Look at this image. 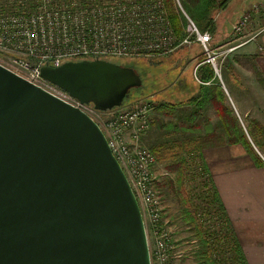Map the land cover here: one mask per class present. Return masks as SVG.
Segmentation results:
<instances>
[{"label": "water", "instance_id": "1", "mask_svg": "<svg viewBox=\"0 0 264 264\" xmlns=\"http://www.w3.org/2000/svg\"><path fill=\"white\" fill-rule=\"evenodd\" d=\"M41 74L103 111L145 86L134 66L104 58ZM0 264H152L140 204L102 128L1 63Z\"/></svg>", "mask_w": 264, "mask_h": 264}, {"label": "built area", "instance_id": "2", "mask_svg": "<svg viewBox=\"0 0 264 264\" xmlns=\"http://www.w3.org/2000/svg\"><path fill=\"white\" fill-rule=\"evenodd\" d=\"M175 4L188 21L183 36L175 32L166 0H0V63L79 107L102 128L140 204L152 264H185L198 247L196 238L183 243L176 238L154 172L156 155L141 143L156 103L146 96L112 110H99L45 79L41 67L69 60L154 58L196 42L205 58L195 72L209 64L215 76L221 77L220 57L225 51L212 45V34L198 28L180 0ZM252 9L264 17V2ZM250 15L246 12L236 22L237 32L247 26ZM197 205L200 222L211 231L218 229V215L207 213L202 199Z\"/></svg>", "mask_w": 264, "mask_h": 264}, {"label": "rangeland", "instance_id": "3", "mask_svg": "<svg viewBox=\"0 0 264 264\" xmlns=\"http://www.w3.org/2000/svg\"><path fill=\"white\" fill-rule=\"evenodd\" d=\"M181 2L186 13L189 14L188 8L186 7L185 4V0H181ZM220 2H222V0H220ZM171 4L175 12L179 14L180 23H182V25L185 24L184 34L187 33L188 21L186 17H184L185 15H183L182 11L177 7V5L175 4V0H171ZM200 4L202 6L200 9L203 10L204 4L201 2ZM247 13L251 14L247 26L240 32H237L234 27L232 39L228 44L224 46L221 45L217 46V44H215V41L212 40V45L219 47L221 50L225 51V54H223L220 57L221 77L215 76V72H214L213 78L211 80H208V82L204 83V84H212V83L217 84L214 86L209 85L212 87L208 91V94L205 99L200 98L199 96V92H200L199 88L203 86L201 85L203 84V82H201L199 79L202 78L201 72L200 73L195 72L194 63H196V61L189 65L187 59L181 58L182 53L184 51L185 53H187V47L193 46L194 50L192 51V53L194 57L196 56L197 62L202 60L204 54L201 46L196 42H193L190 45L180 46L176 49L175 52L163 54L162 56L159 57L138 58V59L135 58L113 59L114 61H118L126 65L134 66L142 74V78L144 81L147 94L152 93L147 97H149L153 102L156 103L154 104L156 106L153 108L151 113V118H150L151 125L147 130H145V132L143 131L141 135V143L148 146L153 151L155 149H158L157 150L158 152L156 153V163L154 166V172L158 179V185L164 200L165 216L169 221L172 222V224L175 225V231L177 233L175 235L176 238L182 241V243L183 241H188L190 238H196L198 240L197 249L189 254L188 258L185 261V264H201L199 256L202 251L211 252L213 259L218 260L220 264H224V263L234 264V261L231 260L230 252H227L226 251L227 248L223 246L224 241L222 240V237L218 236L217 241L211 240L210 236L202 228L201 222L196 215L197 211L200 210L199 206L197 205V201L200 199L203 200L207 196L206 186L210 188L208 195L209 194L213 195L212 188L214 189L212 184V178L205 167V163H204L205 160L202 153L201 152L192 153L193 151H188L182 153L180 156L179 151L175 150V147L163 146V144H173L174 142L189 141L190 139L189 135L191 134L189 133L190 131H187L189 128H193L194 132L197 134H202L205 126L203 124L200 125V123L201 122L203 123L204 118L202 116L198 117L197 116L198 112L195 110L194 113L196 114H194V117H191L190 114H188L189 113L188 111L186 112L187 113L186 114L183 113L184 111H182V109L180 111H175V110L172 111L171 109L169 113H166L164 110H161L160 108L161 106L168 105L169 104L168 102H175L181 104L183 103L187 104L188 102L191 103L193 102L195 103L196 106H198L199 100L203 102L205 100L208 102L210 101L209 99H211L213 95L218 96V93L216 92H218L219 89L220 91L224 92L226 96L225 97L226 103L232 108L233 112H235L234 114L237 116L240 125L239 129L241 130V132L247 135L249 141H251L250 142L251 146L253 145V147L255 148L254 143L252 142V140H250V138H253V140H255L254 138L255 132L262 130V127L264 125L261 124L257 118L256 120H254L253 112L250 116L249 115L245 116L240 111L239 112L241 113V116L240 114H237L236 108L234 106V103L236 102L234 101V97L236 96V94L230 87H228L226 83L228 80L226 75L228 74L231 75L233 78L237 79L235 69H232L231 67L233 56L236 54L237 56H239L237 52H239L240 49L235 50V48L247 40L248 36L246 31L248 30L249 26H254L256 22V18H258V16L262 17L260 10L254 11L253 9H251ZM194 20L197 22L196 19ZM206 21L208 22V20L205 18L202 20L201 25L199 24V22H197V24H199L201 28H204L203 26L205 25ZM228 31H230L229 27H228ZM210 33L213 34L212 31ZM230 49L232 50L228 51ZM244 63H246V61H244ZM183 73H185L186 78L188 79V84H190L189 87L190 92L181 91L178 92V94L175 97H173L171 96L172 95L171 92L173 91L171 88H174L175 85L174 83L176 79H178L179 76ZM179 84H180L179 88H182V84H183L182 79L180 80ZM229 88L231 95L229 92ZM245 88L250 89L251 87L248 85L245 86ZM130 100H132L130 102H133L134 100L137 99H130ZM258 101H262V100L258 99ZM170 106L173 107L174 104L171 103ZM255 111H259V110H255ZM250 121H251V125L248 124ZM206 137L208 139L207 140L208 146L206 145L205 149L207 150L206 152L209 155H212V153L210 154V152H212L211 150L214 146L221 147L228 145L225 142L228 139V135L226 131L225 134L223 133L218 138L215 137L216 138L215 140H213L214 139L213 136L209 135ZM255 141L256 144L258 145V141L257 140ZM241 148L246 155L245 147L242 146ZM211 158L214 157L212 156ZM182 161H184V163H186L187 165V168L185 169L186 171L184 170V173L181 174L184 175V185H183L184 194L181 193L178 188V181L180 180L181 177L180 173L182 172L183 168L180 167V171L175 170V168L181 165ZM182 197H183V201H182ZM212 198L210 199V201H212L211 206H209L208 204L205 207H208L211 211L218 214L220 213V210L216 205V203H214V200ZM225 222L223 220L224 228L220 227L221 226L220 224L219 228L217 229L218 232L223 230L222 236L225 233V225H224ZM192 224L194 226H197L199 230H202L203 233L204 232L206 233L204 234L203 239L201 238L202 240H200V238L193 233L194 231L191 228ZM200 235L202 236V233ZM204 238H207V243L204 242L205 241ZM192 249H190L188 252H190ZM235 264H242V263L237 260Z\"/></svg>", "mask_w": 264, "mask_h": 264}, {"label": "crops", "instance_id": "4", "mask_svg": "<svg viewBox=\"0 0 264 264\" xmlns=\"http://www.w3.org/2000/svg\"><path fill=\"white\" fill-rule=\"evenodd\" d=\"M222 1H225L223 6L212 10L215 28L212 37L217 46L228 44L239 18L250 11L255 4L264 2V0ZM246 32L247 40L235 48V50L240 49L237 52L239 56L236 54L232 58L231 67L235 69L237 79L228 74L226 83L236 94L234 106L237 114L250 116L253 112L254 120L257 118L264 125V17L258 16L254 26H249ZM193 50V46L187 47V53L184 51L181 58L187 59L189 65L196 61L194 63L196 68L199 61L197 62L196 56L194 57ZM181 79L183 84L182 88H179ZM199 79L203 82L201 84L203 86L199 88V96L205 99L212 87L209 85L217 84H204L208 81L203 78ZM174 84V88H171L173 90L171 96L175 97L181 91L190 92V84H188L185 73L181 74ZM248 85L250 89L245 88ZM168 103V111L182 109L183 113L188 111V114L194 117L195 110L198 112V117L204 118L203 123H200L205 126L203 133L197 134L193 128H189L187 131L191 133L190 139H198L210 134L215 140V137L225 134L222 114L210 101L199 100L198 106L193 102ZM171 103L174 104L173 107L170 106ZM248 124L251 125V121ZM254 138L258 141V145L253 142L252 138L250 140L255 148L253 145L245 147L237 143L221 147L214 146L212 150L210 149L212 152L209 150L212 155L207 154L206 149L201 152L205 167L212 178L213 187L225 209L230 232L241 249L244 264H264V130L255 132ZM242 146L245 147L246 155ZM212 156L214 158H211Z\"/></svg>", "mask_w": 264, "mask_h": 264}, {"label": "trees", "instance_id": "5", "mask_svg": "<svg viewBox=\"0 0 264 264\" xmlns=\"http://www.w3.org/2000/svg\"><path fill=\"white\" fill-rule=\"evenodd\" d=\"M166 1H167V6H168V12H169L173 27L175 29V32L178 36H183L185 24L182 25V23H180L179 14L177 12H175V10L173 9L172 4H171V0H166ZM200 2L204 4L203 10L200 9L202 7ZM224 2L225 1L220 2V0L219 1H216V0H204V1H201V0H185V4H186V7L188 8V12H189V14H188L189 17L195 22V24L201 29V31H210V32L215 31V28L213 25V14H212L213 12H212V10L216 7L217 8L220 7L221 5L223 6ZM205 18L208 20V22L206 21L205 25L203 26L204 28H201L200 25L202 24V20ZM194 19H196L200 25L197 24V22ZM185 23H186V20H185ZM204 58L205 57L203 55L202 60L199 62H202L204 60ZM130 66H132V65H130ZM197 72H199V73L201 72V75H202L201 77L203 79H205L206 81L211 80L214 76V71H213L211 65H209V64L201 65L198 68ZM133 93L136 95L134 97V99L146 97V96L152 94V93L147 94L145 86L143 88L133 89ZM216 93H218L219 97L213 95L211 97V99H209V100L211 103H213V105L215 104L217 106V111L222 114V119L224 122V128H225V131L227 132V135H228V139L225 142L227 144L240 143V144H243L245 147H252L247 135L245 133L241 132V130L239 129L240 125L238 122V118H236V115L234 114L233 110L227 105L226 100H225L226 96H225L224 92L220 91L218 89V92H216ZM167 108H168V106L166 105V106H161L160 109L164 110L166 113H168L169 111ZM262 130H264L263 127H262ZM209 135L210 134H206L205 136H203L201 138L189 139V141H185V142H174L173 144H163V146L175 147V150L179 151L180 156L182 153H185L188 151H193L192 153L202 152V150H204L206 148V145H207L208 139L206 136H209ZM210 136H212V135H210ZM218 137L219 136H217V138ZM253 142L256 144L255 140H253ZM157 150L158 149H155L154 151L152 150L155 155L158 152ZM180 167L183 168L182 172L180 173V175H181L182 173H184V170L187 168V165H186V163H184V161H182L181 165L179 167L175 168V170L180 171ZM183 185H184V175H181L180 180L178 181V188H179L181 193L184 192ZM206 187H207L206 188V193H207L206 195L207 196L205 199H203V201L205 202V204L207 203V205L209 204V206H211L212 201H210V199L213 196L212 199L214 200V203H216V205L218 206V208L220 210V213H218V214L216 213L217 215H219L218 217L220 218V220L222 219L220 227L224 228L223 220H224V222L226 221L224 223L225 233L222 236L223 230L220 232H218L217 229L215 231H211L210 228L207 227L204 223H201L202 228L205 230V232L210 236V239L213 241H217L218 236L222 237V240L224 241L223 246H225V248H227V250H226L227 252H230L231 260L234 261V264H235V262H237V260L240 261L242 264H244V260H243L242 254H241V249H240L239 245L237 244L236 240L234 239L233 235L231 234L229 226H226V225H228V220H227V216L225 214V209H224L223 205L221 204L215 189L212 188L213 195L212 194L208 195L210 188L208 186H206ZM183 197H182V201H183ZM204 207H205V205H204ZM204 207H202V208L204 210H206L207 213L212 212L208 207H205V208ZM197 213H198V211H197ZM197 213H196V215H197ZM191 228L194 231L193 233L197 237H199L200 240H202L204 237V234H206V233L205 232L203 233L202 230H199L198 227L194 226L193 224H192ZM200 232L202 233V236L200 235L201 234ZM204 240H205L204 242L207 243V238H204ZM201 255H202V257H201ZM199 257H200L201 264H215V262H216V264H220V262L218 260L213 259L212 253L209 251H206V252L202 251L200 253Z\"/></svg>", "mask_w": 264, "mask_h": 264}]
</instances>
